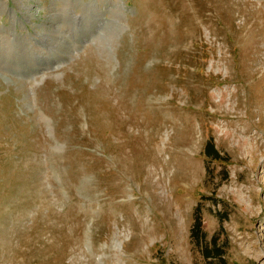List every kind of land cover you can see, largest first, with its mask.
Here are the masks:
<instances>
[{"label":"rangeland","instance_id":"374dc122","mask_svg":"<svg viewBox=\"0 0 264 264\" xmlns=\"http://www.w3.org/2000/svg\"><path fill=\"white\" fill-rule=\"evenodd\" d=\"M0 264H264V0H0Z\"/></svg>","mask_w":264,"mask_h":264},{"label":"trees","instance_id":"16d2710c","mask_svg":"<svg viewBox=\"0 0 264 264\" xmlns=\"http://www.w3.org/2000/svg\"><path fill=\"white\" fill-rule=\"evenodd\" d=\"M207 156L218 158L219 154L218 151L215 149L214 145L211 143L210 146L207 148V151H205Z\"/></svg>","mask_w":264,"mask_h":264},{"label":"bare ground","instance_id":"6f19581e","mask_svg":"<svg viewBox=\"0 0 264 264\" xmlns=\"http://www.w3.org/2000/svg\"><path fill=\"white\" fill-rule=\"evenodd\" d=\"M114 245L119 248L120 247V241L118 239L114 240ZM256 256V255H255Z\"/></svg>","mask_w":264,"mask_h":264},{"label":"water","instance_id":"95a60500","mask_svg":"<svg viewBox=\"0 0 264 264\" xmlns=\"http://www.w3.org/2000/svg\"><path fill=\"white\" fill-rule=\"evenodd\" d=\"M58 147L62 148V147H63V145L60 143V144H58ZM85 237L87 238V235H86V233H85ZM86 242H88V240H87Z\"/></svg>","mask_w":264,"mask_h":264}]
</instances>
